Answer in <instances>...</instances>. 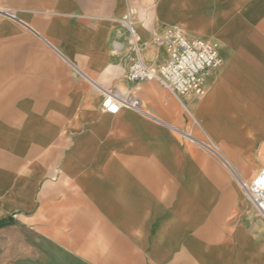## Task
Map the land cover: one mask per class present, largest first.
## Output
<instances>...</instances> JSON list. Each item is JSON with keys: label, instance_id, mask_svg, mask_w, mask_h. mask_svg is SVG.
I'll return each instance as SVG.
<instances>
[{"label": "crops", "instance_id": "obj_1", "mask_svg": "<svg viewBox=\"0 0 264 264\" xmlns=\"http://www.w3.org/2000/svg\"><path fill=\"white\" fill-rule=\"evenodd\" d=\"M180 27L203 97L128 78ZM143 110H103L114 91ZM264 0H0V233L47 264H264ZM34 255V254H33Z\"/></svg>", "mask_w": 264, "mask_h": 264}, {"label": "built area", "instance_id": "obj_2", "mask_svg": "<svg viewBox=\"0 0 264 264\" xmlns=\"http://www.w3.org/2000/svg\"><path fill=\"white\" fill-rule=\"evenodd\" d=\"M160 41L166 48L167 60L153 66L139 57L131 63L128 78L134 82L158 81L179 98L203 97L206 76L222 61L216 45L203 38H189L180 27L168 29ZM123 107L143 110V102L134 95L116 90L103 103V110L110 114H117ZM240 184L264 216V166L251 182L240 179Z\"/></svg>", "mask_w": 264, "mask_h": 264}, {"label": "rangeland", "instance_id": "obj_3", "mask_svg": "<svg viewBox=\"0 0 264 264\" xmlns=\"http://www.w3.org/2000/svg\"><path fill=\"white\" fill-rule=\"evenodd\" d=\"M34 254V255H33ZM68 261L72 264L71 260ZM0 264H47L41 257H36L35 253L24 249H12L10 235L0 233Z\"/></svg>", "mask_w": 264, "mask_h": 264}]
</instances>
